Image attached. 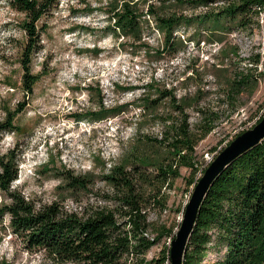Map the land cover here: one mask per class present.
Instances as JSON below:
<instances>
[{
	"label": "rangeland",
	"instance_id": "1",
	"mask_svg": "<svg viewBox=\"0 0 264 264\" xmlns=\"http://www.w3.org/2000/svg\"><path fill=\"white\" fill-rule=\"evenodd\" d=\"M152 1L160 6L157 0H138L145 10ZM111 2L59 0L42 16L38 21L42 48L31 61L32 73L40 77L33 93L27 94L21 63L27 42L21 23L25 14L9 0H0V122L19 101H27L14 118L17 129L1 136L0 153L18 144L19 175L13 187L37 206L58 202L63 210L79 214L110 206L116 198L114 188L103 175L112 166H130L141 157L163 162L168 154L154 139L164 136L169 124L165 118L178 122L179 114L169 100L159 99L156 88H174L179 98L184 94L197 98L186 110L194 134L200 135L198 108L218 114L214 129L196 136L194 155L199 170L205 166L202 175L209 165L207 153H216L225 139L251 128L264 115V18L251 30L224 33L222 41H187L177 53L159 55L155 50L163 37L152 16H147L150 25L142 41L112 35L106 13ZM184 8L187 13L204 10ZM193 31H181V38ZM240 72L252 75L253 81L232 103L225 80ZM144 96L156 101L147 103ZM101 102L106 108H122L103 120H79L78 116L99 110ZM199 170L194 174L180 166L179 175L167 181L151 176L144 210L153 227L177 232L196 185L190 180H197ZM68 171L87 178V186L73 188L64 178ZM148 172L156 173L153 168ZM4 199L0 191V203ZM169 243L170 238L163 237L153 246L145 254L148 264H158L153 261L162 257ZM222 256L223 252H213L206 262ZM46 262L42 250L27 251L8 227L0 228V264Z\"/></svg>",
	"mask_w": 264,
	"mask_h": 264
},
{
	"label": "trees",
	"instance_id": "2",
	"mask_svg": "<svg viewBox=\"0 0 264 264\" xmlns=\"http://www.w3.org/2000/svg\"><path fill=\"white\" fill-rule=\"evenodd\" d=\"M111 1L106 13L112 35L142 41L143 33L150 25L147 16H152L163 37L155 50L159 55L177 53L187 41H222V35L234 28L251 30L255 23L259 25L258 17L264 9V0H157L162 11L154 1L146 10L139 6L138 0ZM58 2L9 0L14 9L25 14L21 23L27 42L21 63L27 94L33 93L34 84L40 77L31 71L32 55L42 48L38 21ZM186 5L192 10L199 7L204 10L198 14L187 13L184 11ZM190 28L194 30L192 34L181 38L180 32ZM252 81V75L242 72L228 77L225 80L227 98L235 103L236 97ZM156 91L159 99L169 100L179 114L178 122L167 116L165 123L169 124L164 136L154 139L168 154L163 162L141 157L130 166H112L103 178L114 188V204L92 207L79 214L63 210L58 202L37 206L13 187L19 175L20 150L15 144L6 153H0V191L6 196L0 203V228L8 227L27 251L42 250L47 257L45 264H148L145 254L163 237L170 238V243L162 249V257L153 262H171L170 248L176 232L173 228L153 227L144 210L146 185H151L148 180L152 175L164 181L177 177L180 166L189 167L196 174L199 170L194 155L197 138L214 129L218 114H206L198 108L201 123L197 132L200 135L194 134L186 110L197 103V98L189 94L179 98L174 88H156ZM143 99L147 103L156 101L146 96ZM26 104V100L19 101L13 111L7 112L5 121L0 122V139L5 132L17 129L14 118ZM121 108H106L101 102L99 110L78 118L103 120L117 114ZM149 168L156 173L148 172ZM64 178L73 188L87 186V178L70 171ZM194 181L197 183L198 180H190ZM184 211L185 207L182 213ZM7 218L8 225L5 226ZM213 252H223V256L207 263ZM183 264H264V139L239 154L214 179L199 206Z\"/></svg>",
	"mask_w": 264,
	"mask_h": 264
},
{
	"label": "water",
	"instance_id": "3",
	"mask_svg": "<svg viewBox=\"0 0 264 264\" xmlns=\"http://www.w3.org/2000/svg\"><path fill=\"white\" fill-rule=\"evenodd\" d=\"M264 139V115L253 127L244 130L225 146L205 169L197 181L191 198L186 204L183 219L175 233L170 248V264H183L186 246L196 222L199 206L214 179L239 154L255 146Z\"/></svg>",
	"mask_w": 264,
	"mask_h": 264
},
{
	"label": "built area",
	"instance_id": "4",
	"mask_svg": "<svg viewBox=\"0 0 264 264\" xmlns=\"http://www.w3.org/2000/svg\"><path fill=\"white\" fill-rule=\"evenodd\" d=\"M263 18H264V9L261 10L260 15H259V17H258V20H259V21L261 20V22H262V21H263ZM260 117H261V116H258L257 119H256V121L254 122V124L251 123L250 126L253 127V126L256 124L257 120H258ZM248 128H249V127H248ZM248 128H247V129H248ZM234 138H235V136H234V135H231L230 137H228L227 139H225V140L223 141V143L218 147L216 153H214V154H212V155H209V153H207V156H206V164H208V163L210 164V163L214 160L215 156L218 155L219 152H220L225 146H227V145L230 143V141L233 140ZM204 167H205V166H203L202 169L199 170V174H198V176H197V180H199L200 176L202 175V170H203Z\"/></svg>",
	"mask_w": 264,
	"mask_h": 264
}]
</instances>
